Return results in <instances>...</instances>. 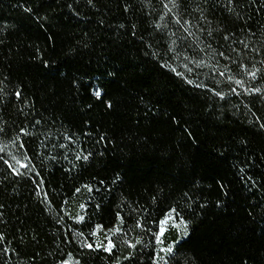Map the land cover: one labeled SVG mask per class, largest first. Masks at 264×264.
Instances as JSON below:
<instances>
[{"label": "trees", "instance_id": "16d2710c", "mask_svg": "<svg viewBox=\"0 0 264 264\" xmlns=\"http://www.w3.org/2000/svg\"><path fill=\"white\" fill-rule=\"evenodd\" d=\"M178 3L0 0V264H264V0Z\"/></svg>", "mask_w": 264, "mask_h": 264}, {"label": "snow or ice", "instance_id": "6c2138e0", "mask_svg": "<svg viewBox=\"0 0 264 264\" xmlns=\"http://www.w3.org/2000/svg\"><path fill=\"white\" fill-rule=\"evenodd\" d=\"M203 2H204V3H207V0H203ZM87 3H88V4H92V3H93V0H87ZM169 3L171 4V6H172L173 8H177V7H179L178 0H169ZM233 4H234V0H227V4H226V6H231V5H233ZM69 7L71 8L72 6L69 5ZM164 7H165L166 9H169V4L166 3V4L164 5ZM126 10H127V9H126ZM170 10H171V9H169V11H170ZM233 10H234V9H233L232 7H228V11H229V12H232ZM26 11H31V9H26ZM201 16L203 17V10H201ZM161 18H163V17H161ZM173 19L175 20V23H176V24H181V19L176 18V17H173ZM183 24L187 25V24H189V21H188V20H184V21H183ZM121 27H123V25H121ZM157 27H159V25H157ZM185 31H188V29L185 28ZM209 35H211V31L209 32ZM224 39L227 40V39H229V37H228L227 35H225V36H224ZM172 43H173V45H174V44H175V41H173ZM149 47H150V45H149ZM245 47H247V45H245ZM167 51H168V52H171V51H172V47L170 46V47L167 49ZM152 55H153V56H157L158 53L153 52ZM220 55L223 56L224 53L221 52ZM233 62L235 63V61H233ZM162 66H167V61H165V64L162 65ZM242 66H243V65H242ZM56 71H58V69H56ZM171 71L176 72V69H175V68H172ZM221 75H223V73H221ZM247 75H249V76H251L253 79H255V77H256V71H250V72L247 73ZM230 79H231V77H230ZM188 83H192V81H188ZM235 83L238 84V85H241V84H242V81H241V80H236ZM200 86H201V85H197V87H200ZM88 87H90V88L93 90L94 95L96 96V98H98V99L102 98V88H101L100 86H96V85L92 84L91 82H89ZM231 91H232V92H235L236 89L233 88V89H231ZM250 91H253V92H260L261 90H260L259 88H253V89H250ZM215 94H216L217 96H220L221 99L224 98V94L221 93V92H216ZM16 95H17V97L19 98L20 95H21V93L18 91V92L16 93ZM110 106H111V105H109V107H110ZM254 115H255V114H254ZM37 123H39V121H37ZM260 126H261V128H264V122H261V123H260ZM0 131H2V129H0ZM21 132L23 133V132H24V129H21ZM101 139H103V137H102ZM20 147L23 148L24 145L21 144ZM3 151H4V149H3V148H0V152H3ZM81 158H83V159H87L86 156H85V157H81L80 155H77V159H81ZM24 159L27 160L28 157H27V156H24ZM12 160H15L17 164H20V161L17 160V158H16L15 156H12ZM0 161H2L5 165H7V166L9 167V169L11 170V172H12L13 174H20L19 171H18V169L15 168V167H13L11 164H9V161H8L7 159H4L3 156H0ZM21 167H27V166L21 164ZM241 171H243V169H241ZM101 183H103V182H101ZM89 190L91 191V189H89ZM76 191L79 192L80 189H76ZM81 207L83 208L84 205H81ZM175 211H176L175 209H170V210H169V213L165 214L164 218L161 219V220H159V232H157V233L155 234V236H156V240H157L158 243H162L161 237H162V236L164 235V233L166 232V230H167V226H168V224H169V221H173V220H174V217L171 215V213H175ZM117 215H119V214H117ZM78 220H81V221H82V220H83V217H78ZM181 223H184V221L181 220ZM172 226L175 227V224L173 223ZM96 227H97V228H100V225H97ZM137 227H139V224H137ZM116 231H119V229H116ZM93 234H95V233H93ZM185 234H187L186 231H185ZM0 238H2V237H0ZM86 246L89 247V248L92 247V245H86ZM129 246H130V247H134V245H129ZM112 247H113L112 242L109 240V241H108V244H107V246L104 248V250H105V251H111ZM160 251H161V252L171 253V252L173 251V249H172V246L169 245L167 248H161ZM159 259H163V257H159Z\"/></svg>", "mask_w": 264, "mask_h": 264}, {"label": "rangeland", "instance_id": "374dc122", "mask_svg": "<svg viewBox=\"0 0 264 264\" xmlns=\"http://www.w3.org/2000/svg\"><path fill=\"white\" fill-rule=\"evenodd\" d=\"M173 223L175 224V227H173ZM184 232V225L178 221H176L175 219L173 221H169V224L167 226V230L164 233V235L161 237L162 243H158V248H159V257H163V259L169 255L170 253L167 252H161L160 249L161 248H167L164 246V236H170V234L176 233V234H182ZM158 257V261H163V259H159ZM65 264H74L73 262H67Z\"/></svg>", "mask_w": 264, "mask_h": 264}]
</instances>
